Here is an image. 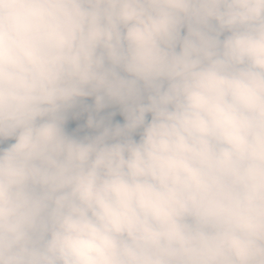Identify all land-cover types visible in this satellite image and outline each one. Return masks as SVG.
<instances>
[{
    "label": "clouds",
    "instance_id": "1",
    "mask_svg": "<svg viewBox=\"0 0 264 264\" xmlns=\"http://www.w3.org/2000/svg\"><path fill=\"white\" fill-rule=\"evenodd\" d=\"M5 141L0 264H264V0H0Z\"/></svg>",
    "mask_w": 264,
    "mask_h": 264
},
{
    "label": "rangeland",
    "instance_id": "2",
    "mask_svg": "<svg viewBox=\"0 0 264 264\" xmlns=\"http://www.w3.org/2000/svg\"><path fill=\"white\" fill-rule=\"evenodd\" d=\"M182 35L185 34V30H182ZM95 102L94 96L79 98L77 103L65 112L64 130L66 134L78 139L85 137H94L99 135L103 131L104 126L115 127L116 125H124L126 122L123 109H119L120 106L117 103L109 102L106 106L100 110H97L95 105H91ZM91 105L85 111L80 112L82 107ZM147 119H151V114L147 115ZM89 120L96 123L103 122L102 126L97 127L95 125L90 126ZM77 121V124L74 122ZM139 131L133 134V138L139 139ZM14 141H5L0 144V147H6L9 143Z\"/></svg>",
    "mask_w": 264,
    "mask_h": 264
},
{
    "label": "trees",
    "instance_id": "3",
    "mask_svg": "<svg viewBox=\"0 0 264 264\" xmlns=\"http://www.w3.org/2000/svg\"><path fill=\"white\" fill-rule=\"evenodd\" d=\"M91 105H95V102H93ZM91 105H86V106L82 107V109L80 110V112L85 111V109H87L88 107L90 108ZM117 107L119 109H122V107H120V106H117ZM74 124H77V121L74 122Z\"/></svg>",
    "mask_w": 264,
    "mask_h": 264
}]
</instances>
